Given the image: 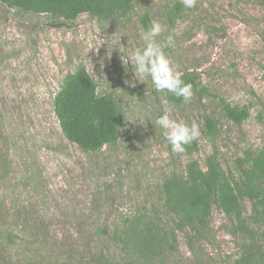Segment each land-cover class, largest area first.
<instances>
[{"label": "rangeland", "instance_id": "obj_1", "mask_svg": "<svg viewBox=\"0 0 264 264\" xmlns=\"http://www.w3.org/2000/svg\"><path fill=\"white\" fill-rule=\"evenodd\" d=\"M175 3L180 15L171 21ZM152 20L164 28L157 43L173 37L174 47L164 52L175 69L197 73L207 93L171 103L150 78L136 79L130 61L122 63L142 46L140 34ZM118 39L117 46L110 43ZM77 66L122 104L116 143L95 152L66 140L52 108L54 92ZM222 99L246 107L247 117L239 124L225 117ZM165 114L198 127L191 155L174 153L156 126ZM204 116L216 121L212 139ZM263 142V0H196L191 9L181 0H138L126 17L82 13L71 21L0 3V264H234L245 238L215 205L205 228L176 229L175 251L155 261L125 252L114 232L124 217L154 209L174 228L163 212L165 178L190 158L203 167L213 152L236 175V160ZM251 205L242 201L248 216ZM252 225L264 246V222Z\"/></svg>", "mask_w": 264, "mask_h": 264}, {"label": "trees", "instance_id": "obj_2", "mask_svg": "<svg viewBox=\"0 0 264 264\" xmlns=\"http://www.w3.org/2000/svg\"><path fill=\"white\" fill-rule=\"evenodd\" d=\"M136 1L0 0V3L10 9L71 21L82 13L101 20L126 17ZM179 15L175 3L168 11V20L173 21ZM141 22L146 26V16ZM198 78L195 72H185L181 76L185 83H191L193 93L200 96L208 91ZM164 94L171 103L184 102L167 91ZM221 106L224 116L237 124L248 115L246 107H233L223 99ZM52 108L63 136L84 152H95L103 145L116 143L123 116L122 104L114 93L98 91L96 82L83 66L65 75L52 96ZM215 122L212 116H204V133L210 139L218 132ZM184 149L191 155L197 150V144L193 140L184 145ZM235 164L236 175L230 168L223 170L214 152L205 157L203 167L190 158L182 171L171 173L160 185L163 212L173 220L174 228L162 222L158 210L142 211L121 220L114 232L115 240L121 242L125 252L141 261L161 259L176 249L174 231L194 225L205 228L211 206L215 205L235 219L234 230L245 238L242 254L234 264H264V246L256 238L255 226H250V222H264V142L257 151H245ZM245 199L252 204V217L243 211ZM262 234L264 236V232Z\"/></svg>", "mask_w": 264, "mask_h": 264}, {"label": "clouds", "instance_id": "obj_3", "mask_svg": "<svg viewBox=\"0 0 264 264\" xmlns=\"http://www.w3.org/2000/svg\"><path fill=\"white\" fill-rule=\"evenodd\" d=\"M181 2L186 9H191L196 5V0H181ZM163 31L161 23L152 20L150 28L140 34L142 46L132 50L122 63L131 62L132 70L134 69L133 72L138 81L145 82L150 78L153 88L157 92L167 91L187 103L193 96L192 85L181 79L182 73L175 69L164 52L165 47H174L173 37L168 36L161 43L155 41V38L160 36ZM119 39L110 43L117 46ZM101 43L102 41L99 39L96 47H99ZM125 84L134 86V83L129 80H125ZM155 124L162 130L164 138L171 145L174 153L183 152L184 145L191 143L199 135L196 125L176 122L170 119L167 114L158 116Z\"/></svg>", "mask_w": 264, "mask_h": 264}]
</instances>
